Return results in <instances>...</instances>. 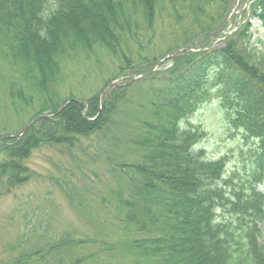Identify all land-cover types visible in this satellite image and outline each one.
Segmentation results:
<instances>
[{
  "label": "trees",
  "instance_id": "obj_1",
  "mask_svg": "<svg viewBox=\"0 0 264 264\" xmlns=\"http://www.w3.org/2000/svg\"><path fill=\"white\" fill-rule=\"evenodd\" d=\"M234 1L0 0V99L28 121L48 114L0 134V196L30 180L33 152L61 150L51 183L90 227L50 232L18 211L0 264H264V45L252 32L264 0L214 34ZM99 54L115 70L84 92V75L66 70ZM136 64L147 74L133 79ZM212 102L254 143L238 181L184 125Z\"/></svg>",
  "mask_w": 264,
  "mask_h": 264
},
{
  "label": "rangeland",
  "instance_id": "obj_2",
  "mask_svg": "<svg viewBox=\"0 0 264 264\" xmlns=\"http://www.w3.org/2000/svg\"><path fill=\"white\" fill-rule=\"evenodd\" d=\"M254 1L238 0L232 17L222 30L223 35L230 34L235 30V26L246 20ZM252 26L253 41L257 42L256 45H264V23L253 21ZM222 41L221 39L214 40L212 46H221ZM171 57L162 62L163 68L171 66L173 63ZM97 59L98 63L96 64L80 67L68 66L66 70V72L77 71L84 75L81 83L84 92H87L91 87L94 88L99 81L109 77L115 70V64L106 55L99 54ZM137 65L128 69L126 73L135 75L141 72L143 68L139 65L136 67ZM134 68L135 73L132 72ZM117 81H122V78ZM71 82L73 83L74 80ZM85 89L88 90L85 91ZM28 118V113L14 112L9 104L3 103L0 99V134L13 133L26 123ZM184 125L198 127V130L203 133L197 147L204 149L207 158L217 159L226 156V168L229 172L234 173V177L237 175L236 181L249 176V150L254 147V143L251 140H246L240 132L229 127L216 102L202 106L184 121ZM62 153L61 150L46 147L33 152L28 160V165L32 170L30 180L0 196V260L7 258L8 253L4 251L6 245L17 235L21 222L18 211L27 212L30 219L42 214L41 218L49 222L50 232L61 229H70L75 232L90 230L82 214L51 183L50 176L56 172L54 164L58 162L57 160L63 159ZM261 227L264 228V223Z\"/></svg>",
  "mask_w": 264,
  "mask_h": 264
},
{
  "label": "water",
  "instance_id": "obj_3",
  "mask_svg": "<svg viewBox=\"0 0 264 264\" xmlns=\"http://www.w3.org/2000/svg\"><path fill=\"white\" fill-rule=\"evenodd\" d=\"M237 2H238V0H236L235 2H234V5H233V9H232V11H231V13L229 14V16L226 18V20L219 26V28L216 30V32L215 33H217V34H219L220 32H221V30L223 29V27L226 25V23H227V21H228V19H229V17L232 15V13L234 12V8H235V6L237 5ZM190 49V46L189 47H186V48H182V49H180V50H177V51H174V52H172V53H170V54H168L167 56H165L164 58H162L161 60H159L156 64H155V66L149 71V72H151V71H153L154 69H155V67H157L161 62H163L164 60H166V59H168V58H170L171 56H173V55H175V54H177V53H179V52H183V51H186V50H189ZM145 74H143V75H139V76H137V77H135V78H133V79H136V78H140V77H143ZM113 84H116V82H111L109 85H113ZM68 101H66L64 104H62V106L60 107V109L59 110H61L65 105H66V103H67ZM48 116V114H44V115H40V116H36L35 118H33V119H31L21 130H20V132H18L17 134H15V135H8V136H4V137H12V136H20V135H22L29 127H30V125L35 121V120H37V119H39V118H41V117H47Z\"/></svg>",
  "mask_w": 264,
  "mask_h": 264
}]
</instances>
